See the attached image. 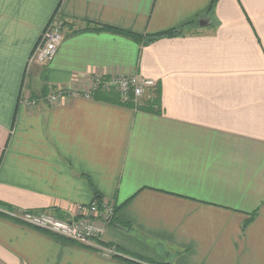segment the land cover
Masks as SVG:
<instances>
[{"label": "crops", "instance_id": "1", "mask_svg": "<svg viewBox=\"0 0 264 264\" xmlns=\"http://www.w3.org/2000/svg\"><path fill=\"white\" fill-rule=\"evenodd\" d=\"M211 1L0 0V205L66 220L106 200L118 253L0 215V264H264V0H218L199 27ZM53 18L54 58L28 66ZM187 24L145 45L103 30ZM131 75L156 83L136 106L85 97Z\"/></svg>", "mask_w": 264, "mask_h": 264}, {"label": "built area", "instance_id": "2", "mask_svg": "<svg viewBox=\"0 0 264 264\" xmlns=\"http://www.w3.org/2000/svg\"><path fill=\"white\" fill-rule=\"evenodd\" d=\"M62 28L63 22L60 19L53 18L39 36L29 56L28 66L45 64L52 61L61 43ZM155 86V81L137 75L108 80L93 78L91 80V91L85 94V97L90 98L92 93L97 90L113 89L118 93L122 102L131 101L136 106L145 92ZM64 94L59 88H51L47 94V102L50 105L54 104ZM20 103L24 106H35V102L27 97L21 98ZM0 213L29 227L44 231L71 243L96 250L103 257L118 256L114 247L106 246L102 242V237L115 216L114 205L106 200H95L89 205H78L75 207L74 213L66 220H60L53 215L39 212H8L1 207Z\"/></svg>", "mask_w": 264, "mask_h": 264}, {"label": "trees", "instance_id": "3", "mask_svg": "<svg viewBox=\"0 0 264 264\" xmlns=\"http://www.w3.org/2000/svg\"><path fill=\"white\" fill-rule=\"evenodd\" d=\"M217 1L218 0H212L211 1V4H210V7H209V9L207 11L206 17H209V18L211 17V14L213 12V8H214L215 4L217 3ZM187 26H189V24H187V25H185V26H183V27H181L179 29H173V30L161 33V34H156V35H136V34L128 33V32H125V31H122V30H119V29H113V28H109V27H104L103 30H107V31L112 32L114 34H118V35H122V36H125V37H128V38H131V39H133V40H135L137 42H142V44L145 45V44H151V43H153L156 40H159L161 38H175V37L185 36V32H186L185 28ZM49 89H51V88H49ZM49 89H48V91H49ZM98 92H103V94L112 95V96H114V98L117 97L119 99L118 93L115 92L113 89L97 90L95 93H98ZM118 102H119V100H118ZM122 104L127 106V107H132V105H133V103L131 101L122 102ZM96 198L98 200V197H96ZM0 207L3 208V206H1V205H0ZM4 210L10 212V208L5 207ZM15 211L16 210L11 211V212H15ZM0 215H5V214H1L0 213ZM130 262L134 263V264H139V263H135V262H132V261H130ZM165 264H169V263H165Z\"/></svg>", "mask_w": 264, "mask_h": 264}, {"label": "water", "instance_id": "4", "mask_svg": "<svg viewBox=\"0 0 264 264\" xmlns=\"http://www.w3.org/2000/svg\"><path fill=\"white\" fill-rule=\"evenodd\" d=\"M210 21L209 17L202 18L198 21L199 27H205L208 25V22Z\"/></svg>", "mask_w": 264, "mask_h": 264}, {"label": "rangeland", "instance_id": "5", "mask_svg": "<svg viewBox=\"0 0 264 264\" xmlns=\"http://www.w3.org/2000/svg\"><path fill=\"white\" fill-rule=\"evenodd\" d=\"M44 30V29H43ZM43 32V31H42ZM41 35V34H40Z\"/></svg>", "mask_w": 264, "mask_h": 264}]
</instances>
